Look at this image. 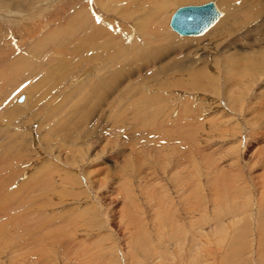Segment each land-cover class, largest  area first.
Listing matches in <instances>:
<instances>
[{"label": "rangeland", "instance_id": "374dc122", "mask_svg": "<svg viewBox=\"0 0 264 264\" xmlns=\"http://www.w3.org/2000/svg\"><path fill=\"white\" fill-rule=\"evenodd\" d=\"M146 1L0 6V264H264V0L258 17L213 0L225 21L183 47L170 15L208 0L140 32ZM116 74L98 103L88 84Z\"/></svg>", "mask_w": 264, "mask_h": 264}, {"label": "bare ground", "instance_id": "6f19581e", "mask_svg": "<svg viewBox=\"0 0 264 264\" xmlns=\"http://www.w3.org/2000/svg\"><path fill=\"white\" fill-rule=\"evenodd\" d=\"M99 1V0H98ZM172 1H174V0H160V2H158V3H156V5H155V7L154 8H152V11H147V12H145L142 16H139L138 14V12H137V14H136V16H135V18H133L134 19V24H135V26H136V28L138 29V31L140 30V32L141 31H144V30H146V24H148V23H155V21H154V18L155 17H159V16H161V15H163V12L166 10V9H168L169 10V6H170V4H171V2ZM219 1H221V3L223 4V6L225 5L226 6V9H227V11H228V15H232L233 13L231 12V10H233V9H231L229 6H230V4L229 3H231L232 1H234V0H219ZM238 1V0H237ZM147 3H152L153 2V0H147L146 1ZM240 4L239 5H242V6H245V7H247L246 9H245V7H243V9H245L246 10V16L247 15H249L248 17H258V15H261L260 14V12H259V10H258V8L256 7L257 5H258V2L257 3H251V2H249V1H247V0H239L238 1ZM6 3H8V5L10 4V5H12V6H16L17 4H18V2H17V0H0V6H3V7H5L6 6ZM215 4V3H214ZM220 5V4H219ZM238 5V6H239ZM105 6V5H104ZM168 6V7H167ZM186 6V5H185ZM191 6H194V5H191ZM215 6H216V4H215ZM216 8H217V6H216ZM239 8V7H238ZM106 9H110V7L108 8H106ZM218 9V8H217ZM260 10H262V13H263V15H264V10H263V7H261L260 6V8H259ZM111 10V9H110ZM109 10V11H110ZM219 10V9H218ZM120 12H123V10H119ZM243 13V12H242ZM235 15V14H234ZM122 16H124V14L122 15ZM221 16V15H220ZM220 16L217 18V20L220 18ZM125 17H127L126 15H125ZM77 18H78V20L80 21V23L81 22H83L84 20H82L83 18H84V14L82 13H77ZM233 18V17H232ZM225 18H221L218 22H217V24H215L216 23V21L213 23V24H215V27H217L221 22H223V21H225L224 20ZM82 20V21H81ZM75 21V20H74ZM88 21V20H87ZM86 21V22H87ZM98 21V20H97ZM101 21V20H100ZM93 22V21H92ZM102 22V21H101ZM78 23V22H77ZM66 24V23H65ZM82 24H84V23H82ZM213 24L211 25V26H213ZM91 25H92V27H91ZM89 24V26H88V30L90 31V34L88 35V37H90L91 38V40L92 39H95L96 38V41H98L99 40V37L101 36V35H106V37H100V39H101V41H99V43L101 42V44H103V45H107L106 43H105V41H106V38H107V36L109 35L108 33L106 34V31H105V29L104 28H102L100 25H96V24ZM74 26V25H73ZM210 26V27H211ZM209 27V28H210ZM74 28V27H73ZM208 28V29H209ZM208 29H206L205 31H203L202 33H200L199 35H202V34H204ZM88 30H85V32L86 31H88ZM126 30H128V29H126ZM148 30L149 31H147V33H145L146 35H142V37L144 38V39H150V37H154V35H157V36H159L158 35V32H160V31H157V30H155V29H153V31H151V29L150 28H148ZM89 31L87 32V33H89ZM145 32V31H144ZM151 32V33H150ZM101 34V35H100ZM144 34V33H143ZM100 35V36H99ZM194 36H197V35H194ZM245 36V35H244ZM109 37V36H108ZM135 37V36H134ZM201 37V36H200ZM80 38V37H79ZM191 38H194V37H191V36H189V37H180V38H178L177 40H178V42H179V46H190L193 42H194V40H197V39H191ZM197 38V37H196ZM81 39V38H80ZM79 39V40H80ZM88 39V38H87ZM98 39V40H97ZM78 40V42H76V43H74L75 44V48H77V49H80V50H82V46H81V40L79 41ZM103 40H104V42H103ZM133 40V39H132ZM200 40V39H199ZM70 42V41H69ZM136 42L138 43V41L136 40ZM97 43V42H96ZM91 44H93V43H91ZM131 44H135V42L133 43H131ZM146 44H149V42L148 41H146ZM47 45V44H46ZM69 45V44H68ZM97 45V44H96ZM132 45V46H133ZM93 46H94V44H93ZM127 46V45H126ZM178 46V47H179ZM231 46V45H230ZM161 48V47H160ZM228 48V47H227ZM229 48H231V47H229ZM134 49H136L135 48V46H134ZM226 49V48H225ZM140 50V49H139ZM145 50V49H144ZM170 50H172V49H170ZM170 50H163V51H159V52H157L156 50V52H157V54H155V55H153L152 54V52L149 50V49H146L145 51H147V52H144V51H141L140 52V54H141V56H144V58H145V63H146V65L147 66H150V65H152V64H156L157 63V61H159V60H161V59H163L164 57H167L168 56V54H169V51ZM41 51V50H40ZM199 51V50H198ZM229 51V50H228ZM154 52V51H153ZM230 52H232V50L230 51ZM229 52V53H230ZM168 53V54H167ZM226 53V52H225ZM234 54V53H233ZM231 55V54H230ZM141 56L140 57H138V56H135L136 57V59L137 60H141ZM205 57L204 58H198V59H195V61H191V62H193V64L195 65V66H197V63H200V62H208V63H212L211 65H212V67L214 66H216V62L210 57V56H208L207 54H205L204 55ZM229 56V55H228ZM120 57V56H119ZM128 58V56L126 57V59ZM121 59V58H120ZM135 59V60H136ZM251 59H253V58H251V57H248L247 59H246V61L247 60H249V61H251ZM123 61V60H122ZM139 62V61H138ZM137 62V63H138ZM228 66L226 67L228 70H232V71H234V70H236V69H238L239 70V68L240 67H236V68H234V62L232 61V60H229L228 62ZM175 65H178V66H180V67H185L186 66V64L183 62V63H180V62H178V63H176ZM191 65V64H190ZM193 65V66H194ZM141 66V65H140ZM250 66V65H249ZM248 65H247V67H249ZM8 67V66H7ZM131 67V66H130ZM139 67V66H138ZM207 65H206V69H207ZM252 67V66H251ZM123 70V69H122ZM122 70H120V72L119 73H123L124 74V71H122ZM137 70V69H136ZM148 70V69H147ZM189 71V70H194L195 72H196V74H198V77H196V78H193V80H194V83H195V85H197V83L199 82V80L198 79H200V80H202V78H204V76L206 75H208V74H206V70H204L205 71V75L203 74V73H201L200 71H203V69H201L200 67H195L194 69L193 68H188L187 66L184 68V71ZM237 70V71H238ZM242 70V69H241ZM253 70V69H252ZM132 71V70H131ZM193 71V72H194ZM244 71V70H243ZM126 72V71H125ZM157 72V71H156ZM190 72V71H189ZM121 73V74H122ZM120 74V75H121ZM120 75H113L111 78H108L105 82H100V83H98V82H92L91 84H88V87H87V89L89 90V89H91L92 90V96H93V98H94V100H95V98H97V100L96 101H98V103L99 102H103V100L104 99H107L108 101L110 100V97L111 96H113V94H116L114 91L115 90H117L118 88H120V86H117L118 84H119V82L117 81L118 79H122L121 77H123V76H121L120 78H119V76ZM195 74L193 73V76H194ZM202 75H204V76H202ZM231 75V74H230ZM211 76V75H210ZM128 77V76H127ZM214 77V76H213ZM124 78V80H125V77H123ZM103 80V79H102ZM124 80H123V82H124ZM121 81V80H120ZM191 81V80H190ZM86 84V85H87ZM86 85L84 86V88L86 87ZM120 85V84H119ZM122 87V86H121ZM80 88V87H79ZM80 89H82V88H80ZM119 90V89H118ZM121 91V90H120ZM117 92V91H116ZM24 95V94H23ZM24 97H25V95H24ZM112 101V100H111ZM24 102V101H23ZM107 104V103H106ZM113 104V103H112ZM97 104H94V107L96 106ZM104 106V105H103ZM100 108V107H99ZM103 108V107H102ZM81 109V108H80ZM92 110V109H91ZM100 110V109H99ZM58 111V110H57ZM84 111V110H83ZM90 111V109H88L87 111H85L86 113L87 112H89ZM103 111V110H102ZM105 111V110H104ZM97 113V112H96ZM86 115H88V114H86ZM107 116H109V115H107ZM74 118V117H73ZM112 121V120H111ZM117 122V121H116ZM188 130V129H187ZM158 132V131H157ZM130 140V139H129ZM31 180V179H30ZM28 181V180H27ZM21 187V186H20ZM31 187V186H30ZM34 187V186H33ZM38 189V188H37ZM28 190V189H27ZM20 193V192H19ZM18 193V194H19ZM14 195H15V193H13ZM17 195V194H16ZM13 196V195H12ZM9 197H10V195H9ZM20 197H22V196H20ZM12 198H14V197H12ZM24 198V197H23ZM8 199V198H7ZM11 199V198H10ZM20 199V198H19ZM12 201H13V199H11ZM21 200V199H20ZM6 202H8V201H6ZM17 202V201H16ZM13 203V202H12ZM21 203V202H20ZM13 205V204H12ZM1 208V207H0ZM3 209H5V208H3ZM8 210V209H7ZM76 213V212H75ZM59 216V215H58ZM212 238V237H211ZM225 240V239H224ZM223 242V241H222ZM179 246V245H178ZM177 252V251H176ZM178 260V259H177ZM176 262V261H175Z\"/></svg>", "mask_w": 264, "mask_h": 264}, {"label": "water", "instance_id": "95a60500", "mask_svg": "<svg viewBox=\"0 0 264 264\" xmlns=\"http://www.w3.org/2000/svg\"><path fill=\"white\" fill-rule=\"evenodd\" d=\"M219 15L213 1L194 6H179L170 15L168 25L179 35H199L212 25ZM23 100L24 95L19 94L15 101L21 103Z\"/></svg>", "mask_w": 264, "mask_h": 264}]
</instances>
